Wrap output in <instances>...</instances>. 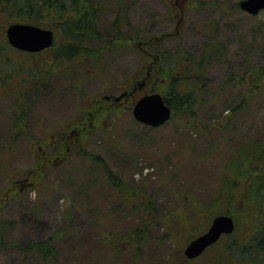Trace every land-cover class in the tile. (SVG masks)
<instances>
[{"label": "rangeland", "instance_id": "1", "mask_svg": "<svg viewBox=\"0 0 264 264\" xmlns=\"http://www.w3.org/2000/svg\"><path fill=\"white\" fill-rule=\"evenodd\" d=\"M239 1L93 0L107 8L104 30L124 7L127 24L118 27L131 44L103 49L94 59H56L66 37L58 23L46 20L52 48L33 55L17 50L14 63L0 59V222L8 226L0 264H43L10 244L44 240L62 264H264L261 257L236 263L226 253L228 241L242 245L264 225V186L258 180L250 192L242 184L243 173L255 167L250 158L264 145V82L254 93L238 83L251 70L264 72V9L252 16ZM13 15L0 11V42ZM150 40L153 49L139 46ZM212 45L214 54L194 72L199 82L187 79L198 84L193 115L173 114L157 128L133 119L141 96L167 90L168 80L157 77L158 54L199 63ZM46 59L53 71L32 93L31 83H22L28 73L15 62L41 65ZM20 93L28 104L18 106L21 111L14 107L26 104ZM121 93L126 96L114 101ZM74 129L78 135H70ZM255 175L245 177V189ZM110 176L156 209L146 215L138 203L125 204ZM227 212L233 232L185 260V246ZM141 220L149 224V238L134 257L128 236Z\"/></svg>", "mask_w": 264, "mask_h": 264}, {"label": "trees", "instance_id": "2", "mask_svg": "<svg viewBox=\"0 0 264 264\" xmlns=\"http://www.w3.org/2000/svg\"><path fill=\"white\" fill-rule=\"evenodd\" d=\"M237 6L235 7L237 8ZM121 10L123 15L120 17ZM0 11L14 12V15L12 16L14 21L10 22L9 24L19 22L45 27L47 26L45 25L46 20L58 23L62 28L63 35L66 37V42L63 44L61 43L60 50L56 51L54 55V58L56 59L59 57L72 59L76 56H81L87 60L94 59L97 58L96 54L99 56L103 49H108L117 45L131 44L128 36L119 32L120 28L118 27V24H121L122 22L125 24L126 22V12H124L125 9L122 6L118 7L116 19L113 21L112 25L105 30L101 28V13L107 11V8L103 6L101 2H97V4H95L93 0H0ZM94 39L98 40V42L104 40L106 42V47L102 48L99 46L97 51H91L86 44H88L89 41H95ZM152 40L148 41V43H146V41L143 42L142 47L150 46V48L153 49L156 43H151ZM154 41H157V39H154ZM207 49L209 51L204 50L199 63H192L186 58V56L181 55L180 61L179 59L177 61L174 59V54H169L168 57H166L164 54L157 55L155 61L157 63V77H163L168 80L166 88L167 90L162 92L160 91L159 93L165 98L166 103L172 109V115L181 113L193 115L197 105L200 103V96L197 93L198 84L195 83L199 82V79L195 73L198 71L199 66L205 61L209 53L211 54V52H213L214 54L215 52L213 45L209 46ZM16 51L17 50L12 48L7 43L6 39L0 42V59H3L7 62H12ZM26 54L33 55L31 53ZM20 63V61L15 62L17 69L21 71V73H28V75L24 76L22 79V83H31L32 93H35L39 87L44 85L45 80L50 75L51 71H53V62L49 61V59H46L41 65L34 63L28 66H22V63ZM39 73L43 75L40 76L42 77L40 80ZM188 78L195 80V82L189 83L187 80ZM241 82L249 88L251 93H254L256 85L264 82V72L260 69L255 70V72L254 70H251L246 76L238 81V83ZM2 84H4V82H2ZM251 93L249 96L252 95ZM19 95L27 104L26 95L23 93H20ZM245 100L246 98H244L243 101ZM21 105L23 104L21 103L19 106ZM14 107H17L21 111V107H18V105L15 104ZM22 116L23 114H21L18 119H20ZM189 117L194 118L193 116ZM262 147L263 148L261 151V148L259 147L257 152L253 153L254 156L250 158L251 163L255 164V167L247 171L248 174H246V176H244L243 173L242 184L244 191H250L253 184L258 180H260L261 183L260 187L262 185L264 186V145ZM92 159L95 160L96 158ZM254 173H256V177L249 181L250 187L245 189V177L246 180H249L250 176L254 175ZM110 182L119 190V195L123 197V202L125 204L132 206L138 203V209H142L146 215H149L151 213L150 211L156 209L154 202L150 200V198L149 202H147L145 199H141L142 196L134 189H131V192L127 193L126 188L128 189V187L125 186V188L117 178L110 176ZM233 186L234 185L230 186L229 189H234ZM239 188L240 186L238 189ZM188 205H185L188 215L191 218L196 219L194 216L196 212H193L192 206L190 204ZM202 208L204 212L206 206ZM198 211L201 210L197 209V212ZM224 214L231 216L230 212ZM151 218L154 220L155 217ZM7 227L8 226H6L4 222H0V251L4 250L6 247L3 242V235L5 231H7ZM261 227L263 229L260 230L259 234H254L242 245H238L234 241H228L226 244L227 255L229 257H233L236 263L248 262V260L256 257H261L264 259V225L262 224ZM148 238L149 224L141 220L128 236L129 246L134 248V250L132 249L134 257L139 255L136 253L140 251L141 247L144 246ZM10 245L14 250H19L21 253H23L24 256H29L32 253H35L42 260L43 264H62L57 261L56 249L50 240L39 241L33 244H25L22 246H20L19 242H12ZM18 264L29 263L27 261H21Z\"/></svg>", "mask_w": 264, "mask_h": 264}, {"label": "water", "instance_id": "3", "mask_svg": "<svg viewBox=\"0 0 264 264\" xmlns=\"http://www.w3.org/2000/svg\"><path fill=\"white\" fill-rule=\"evenodd\" d=\"M240 10L257 15L264 9V0H240ZM7 43L15 50L26 53H38L52 46L54 33L49 28L28 23H11L5 29ZM144 82L136 89H141ZM135 90V89H134ZM126 93L114 97L119 101ZM106 99H109L107 96ZM172 114V109L165 98L157 92L141 96L132 108L133 119L147 127L157 128L167 122ZM234 220L227 214L215 216L207 231L192 239L184 248L183 255L187 260H194L201 256L207 248L217 243L223 235H229L234 230Z\"/></svg>", "mask_w": 264, "mask_h": 264}, {"label": "flooded vegetation", "instance_id": "4", "mask_svg": "<svg viewBox=\"0 0 264 264\" xmlns=\"http://www.w3.org/2000/svg\"><path fill=\"white\" fill-rule=\"evenodd\" d=\"M95 40V39H94ZM104 41V40H103ZM103 41H101V42H103ZM92 43V44H91ZM99 43L100 42H98V40H95V41H89V43L88 44H86L87 45V47L92 51L93 50V52L94 51H97L98 50V48H99V46L98 47H95L96 45H99ZM111 43V42H110ZM146 43H148V41H146ZM53 44H54V40H53ZM53 44H52V46H53ZM94 44V45H93ZM92 45V46H91ZM160 45H161V43H160ZM51 46V47H52ZM139 46L142 48V46H143V42H140V44H139ZM50 47V48H51ZM102 47V46H101ZM104 48V47H103ZM49 49V48H48ZM42 52V51H41ZM26 53V52H25ZM103 52H101V54H102ZM96 56H97V58H98V55L96 54ZM154 63H156V62H154ZM154 63L152 62L150 65V67H149V69H152L153 68V65H154ZM150 72V71H149ZM126 96V95H125ZM122 99V98H121ZM23 105H25V106H27V104H24V103H22ZM19 106V105H18ZM16 121H15V123L12 125V127L11 128H15L16 127V125H17V122L20 120V119H18V117H17V119H15ZM12 130H14V129H12ZM73 134H76V135H78L79 134V130L78 129H74L73 130V132L70 134V135H73ZM69 150V149H68ZM11 189H13V188H10V190H8L7 192L8 193H10V191H12ZM183 257L185 258V256L183 255ZM185 260H186V258H185Z\"/></svg>", "mask_w": 264, "mask_h": 264}]
</instances>
